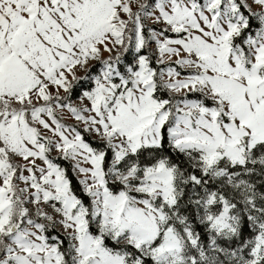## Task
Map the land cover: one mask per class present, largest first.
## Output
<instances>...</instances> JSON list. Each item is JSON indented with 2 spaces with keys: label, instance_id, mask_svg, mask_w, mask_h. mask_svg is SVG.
Returning <instances> with one entry per match:
<instances>
[{
  "label": "snow or ice",
  "instance_id": "6c2138e0",
  "mask_svg": "<svg viewBox=\"0 0 264 264\" xmlns=\"http://www.w3.org/2000/svg\"><path fill=\"white\" fill-rule=\"evenodd\" d=\"M0 264H264V0H0Z\"/></svg>",
  "mask_w": 264,
  "mask_h": 264
}]
</instances>
